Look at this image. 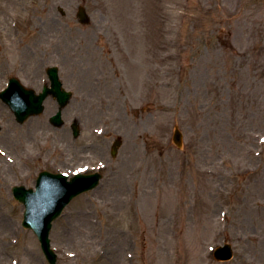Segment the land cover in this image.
<instances>
[{"label": "rangeland", "instance_id": "obj_1", "mask_svg": "<svg viewBox=\"0 0 264 264\" xmlns=\"http://www.w3.org/2000/svg\"><path fill=\"white\" fill-rule=\"evenodd\" d=\"M54 64L84 97L62 126L0 100V264H47L11 187L81 165L102 178L53 222L57 264H264V0H0V90Z\"/></svg>", "mask_w": 264, "mask_h": 264}, {"label": "water", "instance_id": "obj_2", "mask_svg": "<svg viewBox=\"0 0 264 264\" xmlns=\"http://www.w3.org/2000/svg\"><path fill=\"white\" fill-rule=\"evenodd\" d=\"M64 14V12H61ZM77 16L82 23L88 22V16L83 6L78 7ZM50 87L45 86L43 92L35 96L33 91L24 89L15 79H10L8 87L0 92L1 99L8 104L18 122H23L28 116L42 111V102L48 94L57 97L59 108L51 117L55 125H61V109L66 105L70 93L62 88L56 67L48 68ZM74 133L77 134L74 126ZM173 142L177 147L182 146V133L178 127L174 128ZM120 140L116 139L111 149L114 156L120 146ZM101 178L98 172L89 174H76L70 179L62 174L41 172L36 180V189H26L24 186H14V197L24 204V216L22 225L30 228L36 234L40 247L49 264H56V254L50 247L48 238L51 223L60 214L70 200L78 194L94 188ZM232 247L225 243L217 246L214 257L217 260H228L232 257Z\"/></svg>", "mask_w": 264, "mask_h": 264}, {"label": "flooded vegetation", "instance_id": "obj_3", "mask_svg": "<svg viewBox=\"0 0 264 264\" xmlns=\"http://www.w3.org/2000/svg\"><path fill=\"white\" fill-rule=\"evenodd\" d=\"M80 74V73H79ZM71 76H72V78L74 79L73 81H72V83H74L75 81V83H74V87H72L73 88V92H74V94H77V92L79 93L78 94V98H80V99H83L84 97H83V95H82V92H80V89H79V87L78 86H76V84H78V82H77V80L76 79H78L79 78V76L77 75V72H75V71H71ZM78 76V77H77ZM75 119L76 118H72L71 120L73 121H75ZM77 120V119H76Z\"/></svg>", "mask_w": 264, "mask_h": 264}]
</instances>
